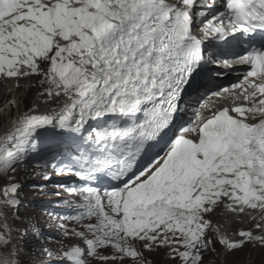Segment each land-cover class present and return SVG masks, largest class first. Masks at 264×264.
Listing matches in <instances>:
<instances>
[{
	"label": "snow or ice",
	"instance_id": "obj_1",
	"mask_svg": "<svg viewBox=\"0 0 264 264\" xmlns=\"http://www.w3.org/2000/svg\"><path fill=\"white\" fill-rule=\"evenodd\" d=\"M0 82V264L264 248V0H0Z\"/></svg>",
	"mask_w": 264,
	"mask_h": 264
},
{
	"label": "rangeland",
	"instance_id": "obj_2",
	"mask_svg": "<svg viewBox=\"0 0 264 264\" xmlns=\"http://www.w3.org/2000/svg\"><path fill=\"white\" fill-rule=\"evenodd\" d=\"M11 87L10 82H0V106H2L5 98V93L8 88ZM29 97L31 96V93L28 94ZM7 110H5L3 113H0V115H6ZM31 163V162H30ZM22 177H26L25 184L26 185H43L44 188L41 190L40 188H31V187H25V201L29 205V208L26 209L25 214H36L39 209H50L55 211H68V209L63 204L54 203L56 200L58 201H67L72 199L71 196L60 193L59 195H55L52 191V193L47 194L46 188L51 187V189H54L56 192L59 191V187L57 186V183L54 182L52 184H47V181H44L39 178H34V172L29 170L28 172H21L19 174ZM61 179V178H59ZM58 179V180H59ZM57 180V181H58ZM60 196V197H59ZM61 199V200H60ZM61 207H64L61 209ZM235 227H239V225H236ZM49 231L46 229V232ZM52 235H55V233H51ZM53 246V245H50ZM219 250V248H218ZM25 252L28 251L27 246L24 249ZM24 257V258H23ZM29 257L27 255H23L22 259L27 260ZM154 261V264H171L170 261H167L163 258L162 254H154L151 257ZM212 261L214 264H226L225 260L223 258H216L212 257ZM227 264H264V248L259 247H252V246H245L243 249L234 252L227 257Z\"/></svg>",
	"mask_w": 264,
	"mask_h": 264
},
{
	"label": "bare ground",
	"instance_id": "obj_3",
	"mask_svg": "<svg viewBox=\"0 0 264 264\" xmlns=\"http://www.w3.org/2000/svg\"><path fill=\"white\" fill-rule=\"evenodd\" d=\"M60 189V188H59ZM45 191H47V194H49V193H52V191H53V193L56 195L57 193H63L62 191H61V189L59 190V191H55L54 189H51V187H47L46 188V190ZM60 197V196H59ZM61 200V199H60ZM56 201H58V200H56ZM62 208H64V207H61V209Z\"/></svg>",
	"mask_w": 264,
	"mask_h": 264
},
{
	"label": "trees",
	"instance_id": "obj_4",
	"mask_svg": "<svg viewBox=\"0 0 264 264\" xmlns=\"http://www.w3.org/2000/svg\"><path fill=\"white\" fill-rule=\"evenodd\" d=\"M24 258V257H23Z\"/></svg>",
	"mask_w": 264,
	"mask_h": 264
}]
</instances>
